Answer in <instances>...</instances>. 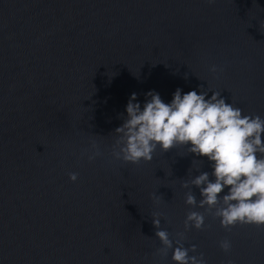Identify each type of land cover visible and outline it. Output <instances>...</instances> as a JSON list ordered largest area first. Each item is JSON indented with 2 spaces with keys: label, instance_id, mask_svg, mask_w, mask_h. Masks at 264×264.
Wrapping results in <instances>:
<instances>
[{
  "label": "water",
  "instance_id": "water-1",
  "mask_svg": "<svg viewBox=\"0 0 264 264\" xmlns=\"http://www.w3.org/2000/svg\"><path fill=\"white\" fill-rule=\"evenodd\" d=\"M177 88L264 118V0H0V264H176L177 233L205 264H264V225L225 229L185 203L202 197L184 181L214 180L190 145L139 164L112 155L130 95L143 108ZM190 211L201 229H185Z\"/></svg>",
  "mask_w": 264,
  "mask_h": 264
},
{
  "label": "clouds",
  "instance_id": "clouds-1",
  "mask_svg": "<svg viewBox=\"0 0 264 264\" xmlns=\"http://www.w3.org/2000/svg\"><path fill=\"white\" fill-rule=\"evenodd\" d=\"M210 71L215 72L216 66L213 65ZM145 95L150 99L144 102L143 108L136 101L137 94L130 95L123 123L112 133L115 135L112 155L139 164L141 160L151 161L157 146L167 152L176 145H190L187 152L212 162L214 180H209L208 172H200L190 181H184L183 187L195 185L202 197L197 201L189 191L185 203L202 208L207 205L205 211L214 208L212 214L220 217V225L225 229L237 223L264 225V141L261 138L264 118L242 114V109L226 103L216 91L208 97L203 91L191 90L182 94L177 88L169 103L155 91L150 90ZM100 154L96 150L88 159L93 160ZM68 175L70 180L76 181L78 174ZM225 188L227 194L221 195ZM150 197L162 199L156 193H151ZM157 215L152 214V223L157 228L156 237L164 246L159 251L166 254L168 248H173V241L166 230L159 228ZM190 222L191 226L201 229L204 215L190 211L184 221L185 229L189 228ZM176 235L178 246L173 248L172 260L176 264H205L203 253L189 255V251L196 252V245L185 248L181 245L184 233ZM220 248L229 251L230 241H220Z\"/></svg>",
  "mask_w": 264,
  "mask_h": 264
}]
</instances>
